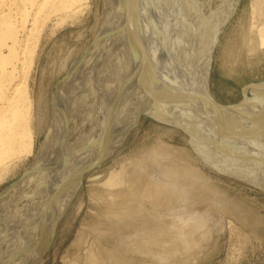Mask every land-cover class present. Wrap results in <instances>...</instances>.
I'll list each match as a JSON object with an SVG mask.
<instances>
[{
    "label": "bare ground",
    "instance_id": "bare-ground-1",
    "mask_svg": "<svg viewBox=\"0 0 264 264\" xmlns=\"http://www.w3.org/2000/svg\"><path fill=\"white\" fill-rule=\"evenodd\" d=\"M237 2H104L106 53L94 57L100 48H92V55L87 50L83 62L80 60L87 67H95L97 77L96 73L103 74L104 82L94 74L89 78V74L88 78L75 77L69 89L68 84L58 91L51 109V140L55 147L50 153L48 148H41L32 170L28 169L12 185V192L7 191L10 195L3 194L0 201V264L42 263L40 253L44 254L43 248L52 241V228L70 189L76 185L78 171L114 152V144L121 136L126 138V131L134 126L141 111L152 112L158 121L171 125L164 127L165 133L173 134L179 128L189 134L197 154L215 170L244 177L264 190V83L246 87L245 100L237 107L213 102L205 89L213 49ZM92 3L0 0V179L31 154L35 135L45 126L46 114L49 119L48 100L33 88L41 52L58 27L88 14ZM249 32H254L264 46V23L257 29L252 25ZM247 39L255 40L250 35ZM68 56L62 69L70 61ZM108 63V70L103 72ZM95 80L104 87L99 89ZM104 90L106 96L102 98ZM133 101L138 104L130 111ZM208 130L215 133L209 134ZM109 140L115 143L106 150L101 145L106 146ZM158 145L112 170L104 185L101 182L104 190L91 192L90 198L106 221L94 219L85 229L94 240L92 237L88 243L85 237L78 239L76 257L81 261L73 264H134L136 256L150 258L142 264H177L174 258L178 255L201 248L197 237L206 242L210 238V206H202L213 200L218 208L223 201L209 196L202 204L194 202L193 189L195 185L203 186V179L187 168L180 173L179 164L172 162L164 144ZM103 152L106 155L100 158ZM173 203L178 208L172 209ZM103 235L116 242L115 249L97 248Z\"/></svg>",
    "mask_w": 264,
    "mask_h": 264
},
{
    "label": "rangeland",
    "instance_id": "rangeland-1",
    "mask_svg": "<svg viewBox=\"0 0 264 264\" xmlns=\"http://www.w3.org/2000/svg\"><path fill=\"white\" fill-rule=\"evenodd\" d=\"M92 1V11L88 14H82L79 20H73V23L75 22L74 24L69 23L58 27L56 30L57 32L53 34L49 43L41 52L40 61L35 70L36 76L33 88L38 96H42L43 99L48 100L50 108L49 119L48 114H46L45 126L36 134L37 136L35 135L31 154L26 155L18 166L14 168L13 172H9V175L6 174L5 177L0 179V201L3 199V194L10 195L14 188L13 186L23 178L28 169H30V171L32 170L31 166L34 159L37 157V152L39 155V152L46 147L48 148L47 152L50 153V151L52 152L51 148L55 147L52 145L54 144V142H52L54 133L51 132V122L53 120V110L51 109L56 105L55 97H57L56 95L59 94L61 88L64 86L63 89H66V86L69 82L71 84L73 82H71V80L75 77L76 79H78V77L80 79L83 77L88 78L91 75L89 77L91 78L93 74L97 77L93 71L95 67L90 65L88 68L85 64H81L80 61L82 60L83 62V58H85V55L90 51L89 49L92 48H100V50L93 55L94 57L98 58L106 53L105 47L107 43L103 41L106 36L102 31V29L105 31L102 25L104 20L102 17V9L106 0ZM95 11L96 13H94ZM96 15L97 17L95 18ZM263 21L264 0H238L230 19L226 22L217 39L211 55L210 70L207 74L205 89L209 93V96H211L213 102L228 107L240 106V103L245 100L244 90L246 87L253 84L257 85L264 83V46L259 44L254 32H252L253 34L249 32L252 25L257 29L264 23ZM96 29L97 31H95ZM248 35L254 36L255 40L249 41L247 39ZM110 53L111 56L113 55L112 57H114V51ZM89 54L92 55L91 51ZM68 55H70V61L66 64L65 69H62V63L69 57ZM97 61L98 59L94 64L97 63ZM109 65L110 63L106 64V70L103 68V72L108 70ZM96 74H98L97 79L104 82L103 74ZM96 81L97 80L94 82ZM70 84L67 86V89L71 87ZM96 84L99 89L102 88L99 86H103L98 81ZM103 92L104 94L101 93L102 98L106 96L105 90ZM247 94H251L250 90L247 91ZM92 96L93 92L91 98ZM137 104L138 103L133 101L130 111H133ZM206 108L208 112L209 107L206 106ZM144 112H139L134 126L126 131V133H129L126 138H122L121 136L117 143L109 140L111 141L108 142L109 145H101L106 150H110L115 143L112 148L113 150L115 148L114 152L112 151L113 153L111 152V154L109 153L106 155L104 154L105 152H103L100 158H103L104 155L106 156L103 160L101 159L102 161L93 165L94 167H85L86 170L82 168V170L80 169V171H78L76 185L72 190L70 189V196L68 195L69 197H66L63 209L59 210V212H62L61 216L60 213H58L59 215L57 214L59 220L57 219L56 226L52 228V241L46 245L47 248H43L46 249L45 251L42 250L44 254L40 253L41 257L39 255V259L42 262L41 264H73L77 261H81L76 257L80 249V247L77 246L78 239H80V237H85L83 240H87V242L90 243L93 236L90 235L89 237L87 233L89 230L85 229H88V227L92 225L91 223H93L92 221L94 219L106 221V218L102 215L103 213L99 212L96 208V201L90 198L91 192L94 193L98 189H100V191L104 190L105 186H103V183L107 180V176H109L112 170L119 168L122 163H127L132 157L142 156L150 151L151 148L160 146L158 145L159 143L164 144L162 146H164L165 150L168 152V156L172 162L179 164L180 173L184 174L187 168L192 172L194 171V176L203 179L201 180L204 182V185H195L196 187L193 189L192 198L194 202L197 201V203L202 204L204 199L209 196H216L223 201V204L218 208L214 206L213 200L202 206L206 208L210 206L208 210L211 215V223L209 226L211 236L207 242L205 239L200 240V238L197 237V241L200 242L199 246L202 245L201 248L199 250H190L186 254H183L184 256L178 255L179 259L177 260V256L174 260H176V262L182 261L183 264H264V190L252 186V183L249 184L244 177L237 176L236 178V176L215 170V168H212L209 164L204 162L200 158V155L197 154L194 149L193 139L189 134L184 133L185 131L179 128H176L177 130H175L173 134L165 133L164 127L169 128L171 125L158 121L155 116L152 115V112ZM150 114L152 116H150ZM121 127H124V125L121 124ZM112 130L113 129H111V133H114L115 130ZM212 130H210V133H215V131ZM57 133L56 131V134ZM104 148L102 150H104ZM67 150V148L64 149L65 152H67ZM77 169H79V167ZM79 173L81 174L79 175ZM101 182L103 185H101ZM76 190L77 193L75 192ZM173 206L175 207L171 205L172 209L178 208L176 203H173ZM165 211H168V209ZM98 215H100V217ZM56 228L59 230L57 231ZM81 232L85 235L82 236ZM208 241L211 242L209 243ZM114 242L115 241L110 239L107 235H103L99 238V242L97 241L96 246L97 248L100 247V249L101 247H107L108 250H111L115 249L117 246L116 242ZM86 245L84 244V246ZM95 252H97V250ZM122 254L124 255L123 252ZM146 259L148 262L151 261L150 258L136 256L134 264H136V262L142 264V262H144L143 260ZM178 262L177 264H182Z\"/></svg>",
    "mask_w": 264,
    "mask_h": 264
}]
</instances>
